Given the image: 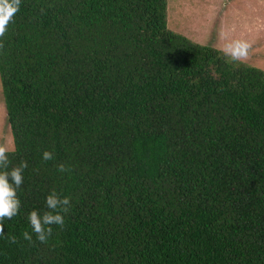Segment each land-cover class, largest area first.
Here are the masks:
<instances>
[{"label":"trees","instance_id":"obj_1","mask_svg":"<svg viewBox=\"0 0 264 264\" xmlns=\"http://www.w3.org/2000/svg\"><path fill=\"white\" fill-rule=\"evenodd\" d=\"M0 85L28 164L0 264H264V70L169 28L166 0H21ZM53 188L64 227L29 243Z\"/></svg>","mask_w":264,"mask_h":264},{"label":"rangeland","instance_id":"obj_2","mask_svg":"<svg viewBox=\"0 0 264 264\" xmlns=\"http://www.w3.org/2000/svg\"><path fill=\"white\" fill-rule=\"evenodd\" d=\"M166 20L172 30L217 49L224 43L221 32L249 40L252 47L243 63L264 70V0H166ZM0 143L13 145L1 87Z\"/></svg>","mask_w":264,"mask_h":264},{"label":"clouds","instance_id":"obj_3","mask_svg":"<svg viewBox=\"0 0 264 264\" xmlns=\"http://www.w3.org/2000/svg\"><path fill=\"white\" fill-rule=\"evenodd\" d=\"M21 0H0V37L7 31V26L13 21L15 14L19 11ZM220 38L224 41L219 51L233 62H245L249 56L252 43L245 38L230 39L226 32L220 33ZM15 152L14 145L0 143V237H5L4 222L11 220L20 212L21 200L18 189L24 181V170L28 167L27 161L21 160L19 164L12 165L9 154ZM44 160L54 159L52 151L44 150L42 153ZM57 171L61 173L71 172V166L65 163L57 165ZM46 210L39 211L33 209L27 216L31 227V233L24 231L23 239L29 243L33 242V234L40 243H47L53 235V225L61 229L65 224V214L70 211L71 198L63 195L53 188L45 200ZM10 243H17L15 235L5 237Z\"/></svg>","mask_w":264,"mask_h":264}]
</instances>
